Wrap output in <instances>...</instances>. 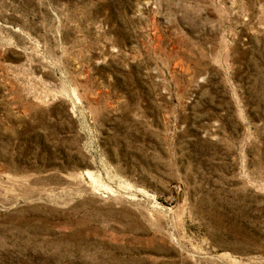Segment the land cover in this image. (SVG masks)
<instances>
[{"label":"rangeland","instance_id":"rangeland-1","mask_svg":"<svg viewBox=\"0 0 264 264\" xmlns=\"http://www.w3.org/2000/svg\"><path fill=\"white\" fill-rule=\"evenodd\" d=\"M0 264H264V0H0Z\"/></svg>","mask_w":264,"mask_h":264}]
</instances>
